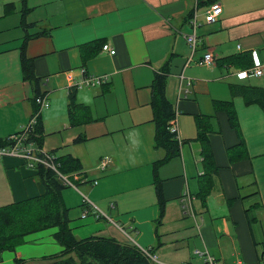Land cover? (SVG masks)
<instances>
[{
    "label": "crops",
    "instance_id": "crops-1",
    "mask_svg": "<svg viewBox=\"0 0 264 264\" xmlns=\"http://www.w3.org/2000/svg\"><path fill=\"white\" fill-rule=\"evenodd\" d=\"M215 2L222 13L206 24L205 10L211 4L207 0H27L25 21L35 24L28 33H43L26 46V57L33 60L34 74L41 80L40 94H47L51 104L40 114L42 128L43 117L57 114L53 106L57 97L65 99L67 111L70 91H75V102L87 109V124L92 121L90 114L103 117L102 123L109 119L110 128L105 125L93 139L98 140L97 150H102L100 158L108 156L111 162L99 170L95 160V186L85 172L80 174L86 182H79L91 205L108 219H81V212L69 224L77 239L98 236L130 243L125 240L123 227L127 226L137 236L138 249L152 250L166 264L196 262V251L205 250L225 264H263L264 251L255 238L249 207L264 208L256 201L264 170V112L258 102L248 100L264 91V0ZM10 3L15 10L5 14ZM20 11V0H0V36L6 34L0 49V141L17 133L36 109L32 86L23 80L20 68L19 47L25 35ZM192 16L200 27L191 55L182 34L190 32ZM94 43L97 54L83 66L79 48ZM104 45L107 51L102 50ZM209 52L213 64L200 65ZM167 60L165 93L175 111L180 147L177 157L160 163L165 151L154 147L149 86ZM239 60L250 68L258 61L262 75L238 80L235 73L243 69L236 64ZM83 70L104 77L105 83L73 88ZM224 102L235 110L248 153L247 159L232 163L227 149L237 146L239 139L222 110ZM198 119L206 126L214 162L211 171L205 170L201 145L195 140ZM255 133L259 135L253 140ZM49 153L59 158L55 150ZM130 171L136 172V182L125 184L120 176ZM155 179L162 183L165 200L160 220ZM186 190L193 198L194 217L181 209L180 198ZM42 192L35 169L29 171L17 157L0 158V207ZM155 222L162 228L160 235L157 227L155 234L146 233L144 228ZM55 232L52 228L27 236L23 245L0 258L1 264H13L14 259L22 264H47L46 257L62 251L53 239Z\"/></svg>",
    "mask_w": 264,
    "mask_h": 264
},
{
    "label": "trees",
    "instance_id": "trees-1",
    "mask_svg": "<svg viewBox=\"0 0 264 264\" xmlns=\"http://www.w3.org/2000/svg\"><path fill=\"white\" fill-rule=\"evenodd\" d=\"M200 1V0H199ZM215 3L216 0H207ZM27 0H20L21 5V28L25 35L21 46L19 47V61L23 80L29 82L33 89V100L40 94L41 80L34 74L33 60L26 57V46L32 39L43 36V33L29 34L28 29L33 28L35 24H27L25 16L28 11L26 8ZM5 14L13 13L15 7L13 4L5 5ZM97 43L91 46L79 48L81 62L84 66L88 60L97 54ZM241 60L236 61L239 64ZM170 61L154 73L153 80L149 86L151 93L152 120L154 124V147L163 149L165 156L160 163H164L171 158L179 155L180 142L168 130L169 123L175 118V111L172 104L166 97V83L168 76V67ZM249 63L239 64L238 68L242 70L249 69ZM68 121L70 126L87 124L89 114L85 107L75 102V91H70L68 95ZM250 102H258L264 112V91L255 94ZM222 110L227 114L229 125L234 130L239 139V144L227 149L229 161L244 160L248 158V153L244 147V140L239 128L238 119L235 110L230 102L220 104ZM40 118L38 119V121ZM202 120H196L197 137L196 142L201 145L202 163L205 170H213L214 162L207 139L206 126ZM37 138L34 140L41 146L43 128L40 121L35 128ZM5 140L0 141V147L5 146ZM239 153H241L239 155ZM58 170L64 175L80 172L81 165L79 161L71 156L59 157L57 159ZM157 167V164L155 168ZM154 168V172L156 171ZM36 177L43 187V192L39 196L26 199L20 202H14L0 207V256L4 252H14L19 246L25 243V238L48 229H56L53 239L62 248L58 254L50 255L45 258L47 264H150L142 255L139 249L132 243L121 244L113 238L90 236L84 239H77L69 227L70 219L68 209L65 207L62 198V192L67 187L64 186L57 174L43 166L36 167ZM155 176V173H154ZM154 194L159 209V218H162L165 200L163 197L162 183L155 179ZM207 191V189H205ZM204 190V191H205ZM199 194L201 199L205 198ZM13 264H22L21 260L14 259Z\"/></svg>",
    "mask_w": 264,
    "mask_h": 264
},
{
    "label": "built area",
    "instance_id": "built-area-1",
    "mask_svg": "<svg viewBox=\"0 0 264 264\" xmlns=\"http://www.w3.org/2000/svg\"><path fill=\"white\" fill-rule=\"evenodd\" d=\"M221 13L222 7L219 3L215 2L210 4L205 10L204 22L206 24L215 22L220 17ZM188 23L191 30L189 33L182 34V37L188 44L192 55L196 49V31L200 27V24L193 16L189 19ZM108 49L109 47L107 45H104L102 47L103 51H107ZM199 64L203 66L212 65L213 55L210 52L205 54ZM249 75H252L254 77H260L262 75V69L258 61H254V66L252 68L241 70L235 73V76L238 80H243ZM103 83H105L104 77L89 75L83 70L81 79L77 83L73 84L72 87L75 89L94 88L102 85ZM34 103L36 105V109L32 113L29 120L21 127V129L17 133H14L4 139L6 145L0 147V158L8 156L20 158L24 161L25 166L31 169H36L37 166L41 165L44 168L55 172L64 186L72 187L78 190L76 184H79V182L85 183L86 179L83 178L79 172L71 173L68 175L60 173L58 170V158L54 154L44 151L42 147L34 140L35 138H37V135L35 134V128L37 126L38 119L40 118V114L43 110L49 108L47 94H39V96H36L34 99ZM168 130L179 140L175 118L169 123ZM110 162L111 159L108 156L100 158L98 169L105 170ZM92 184L93 186H95L97 184V181H93ZM180 199L181 209L183 213L189 214L194 217L195 213L192 204L193 198L189 195V192L186 190ZM82 205L83 208H85L81 215L82 218L93 216L97 220L101 218L108 219L102 212L93 207L85 196H83ZM139 251L150 264H166L159 261L158 256L150 249L139 248ZM196 255L199 257V261L183 262L180 264H225L215 259L206 250L204 252L196 251ZM261 262L264 264V254L261 256ZM236 264L244 263L238 261L236 262Z\"/></svg>",
    "mask_w": 264,
    "mask_h": 264
},
{
    "label": "rangeland",
    "instance_id": "rangeland-1",
    "mask_svg": "<svg viewBox=\"0 0 264 264\" xmlns=\"http://www.w3.org/2000/svg\"><path fill=\"white\" fill-rule=\"evenodd\" d=\"M4 35L3 37L0 36V49L5 45L2 44L3 41H1V39L6 38V36ZM225 79L230 80L231 77L227 76V78ZM254 83L256 82L252 83L250 81V84L253 85ZM44 84L42 85V87L44 86ZM48 104L51 105L50 100H48ZM53 106L57 114L49 115L48 117H43L42 119L44 151L50 152L52 150H55L58 157L71 156L77 159L83 169L80 170L79 173L81 172L87 173V179L89 181L93 182L94 181L93 179L98 180V178L95 176V173L93 171L97 167L98 161L102 155L101 154L102 150L100 149L97 150L96 146H94L95 141L98 140L93 139V136L100 134V132L103 131L105 125H107L110 128L109 119L107 123H102L100 122V120H102L103 117L102 119H100L98 117L96 118L95 115L90 114L92 118L91 123L87 125H80L70 128V124L67 117L65 99L63 100V98L57 97L53 102ZM99 108L102 109L101 107ZM111 108L114 109L116 108V106L114 104H111ZM45 114L46 113H44V115ZM258 135H259L258 133H255L253 135V140L256 139ZM78 148L81 149L80 153L77 152ZM97 159L98 161L95 163V160ZM254 159L255 161H259L257 158ZM258 166H260V164H258ZM27 169H29V171L33 170L31 168H27ZM98 173L101 174L100 172ZM135 173L136 172H132V171L123 172L120 176V179H122L123 182H125V184L134 183V180L136 182V178L134 177ZM260 173L262 174L261 179L264 181V170L261 169ZM262 180L261 182L263 183ZM261 182L259 183V185L261 186L260 196H258L256 201L259 204L264 205V185H262ZM76 185L78 190L72 187H67L62 192V198L64 197V201L66 203L65 207L68 209V216L69 219L72 220V222L78 220L80 217V213L85 210V208H83L82 205L83 196H85L86 198L88 197V192L82 186H80V184H76ZM87 199L89 200V197ZM247 205H249V203ZM92 217L93 216H88L87 218H92ZM249 217L252 219V229L255 238L259 243V247H260L259 249L260 251H264V208L254 209L252 207H249ZM156 227L159 231L158 234L160 235L162 228H160L161 226L156 224V222L151 223V226H146L144 228V231L146 233H149V231L151 230V232L153 231V233L155 234ZM123 228L125 229L126 236H128V237L125 236V240L127 242L134 244L137 236L134 235L133 231L129 230V227L126 226ZM8 254H9L8 252L4 253L0 258L4 260L5 255ZM198 261H199V257H198Z\"/></svg>",
    "mask_w": 264,
    "mask_h": 264
}]
</instances>
